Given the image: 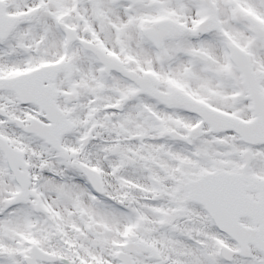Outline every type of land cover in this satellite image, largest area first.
I'll return each mask as SVG.
<instances>
[{"label":"snow or ice","instance_id":"obj_1","mask_svg":"<svg viewBox=\"0 0 264 264\" xmlns=\"http://www.w3.org/2000/svg\"><path fill=\"white\" fill-rule=\"evenodd\" d=\"M0 264H264V0H0Z\"/></svg>","mask_w":264,"mask_h":264}]
</instances>
